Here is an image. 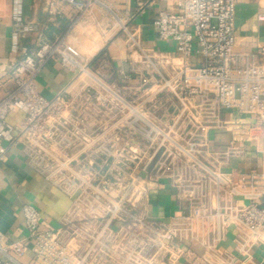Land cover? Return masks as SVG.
Returning a JSON list of instances; mask_svg holds the SVG:
<instances>
[{
	"label": "built area",
	"instance_id": "obj_1",
	"mask_svg": "<svg viewBox=\"0 0 264 264\" xmlns=\"http://www.w3.org/2000/svg\"><path fill=\"white\" fill-rule=\"evenodd\" d=\"M61 2L80 13L66 32L51 37L50 24L63 16ZM127 2L48 0L47 24L16 11L14 35L24 55L12 65L13 86L0 98V162L21 146L30 164L68 192L73 204L58 226L44 220L38 207L24 204L26 234L10 241L0 232V264H183L186 253L193 259L188 264H255L250 248L264 241V45L255 52L235 50L239 0H150L149 5H159V38L173 41L180 53L177 64L142 46L131 29ZM97 13L139 54L146 67L140 84L148 86L155 76L178 98L182 134L156 125L111 84L102 82L100 90L86 86L75 98L68 87L51 98L40 91L38 76L52 59L78 78L107 69L106 56L95 69L69 42L82 18ZM195 55L201 57L197 66L188 62ZM13 112L24 114L20 123L8 121ZM225 112L233 117L227 120ZM106 113L118 119L115 124L91 123L94 115ZM211 131L230 134L222 148H215ZM247 156L255 159L254 168L224 169L230 159ZM123 164L132 170H123ZM127 176L145 185L137 190L131 183V200L93 183ZM151 177L174 182L189 201L188 213L170 221L152 218L147 207ZM91 194L93 200L85 203ZM231 228L238 254L222 245ZM186 243H197L202 251L186 250ZM29 250L33 256L23 262Z\"/></svg>",
	"mask_w": 264,
	"mask_h": 264
},
{
	"label": "crops",
	"instance_id": "obj_2",
	"mask_svg": "<svg viewBox=\"0 0 264 264\" xmlns=\"http://www.w3.org/2000/svg\"><path fill=\"white\" fill-rule=\"evenodd\" d=\"M48 0H0V98L5 91L13 86L11 80L12 65L23 57L24 48L16 43L14 35L15 14L19 10L26 20L38 24L48 23L46 5ZM150 0H128L126 8L133 14L130 20L132 31L136 32L141 44L150 53L159 57H169L172 62L180 63L181 56L173 41H163L159 38L155 20L159 5H149ZM146 6L145 12L136 14V10ZM120 7H122L120 5ZM63 16L56 25L50 24V36L63 34L73 20L79 15V10L72 4L61 2ZM108 19L97 13L96 18L84 16L70 35L69 42L74 50L86 62H92L100 53L105 52L108 67L101 74L92 76L76 75L65 69L56 60H50L38 76L40 91L51 98L63 88L68 87L70 95L75 98L84 87L91 86L100 90L103 83L114 85L122 96L142 107L146 115L162 128L170 129L173 134H182V113L178 98L168 89H162L159 81L153 76L151 84H140L139 75L146 71L145 64L140 61L139 54L133 53L126 35L112 28ZM236 51H257L264 45V1L239 0L236 10ZM23 45L31 47L30 40H24ZM264 61V57H262ZM166 73H171L169 65L157 60ZM183 62V60H182ZM197 66L201 57L195 55L189 61ZM180 66V65H179ZM98 65L96 64L95 69ZM124 73L132 79L124 78ZM228 120L233 117L229 112L224 113ZM24 118L22 112H13L8 115V121L18 124ZM104 115H94L91 123L101 127L115 124L118 120ZM186 121V120H185ZM185 124L187 122H184ZM100 127V128H101ZM103 130V128L101 129ZM230 134L225 131H211L215 148H222ZM256 166L252 156L234 157L229 161L225 170H249ZM149 189L147 207L152 218L170 221L173 217H181L189 211V201L184 192L167 177H151L147 182ZM33 204L41 211L44 220L58 226L61 218L70 210L73 199L68 192L36 170L28 159L21 146L10 149L7 159L0 162V232L7 235L10 241L25 236L22 206ZM235 230L231 228L226 239L222 242L232 253H237V242L234 240ZM186 250L190 248L201 252L199 244L186 243ZM250 253L255 264H264V241L253 245ZM33 256L29 250L20 259L27 262ZM193 259L187 253L182 257L183 264Z\"/></svg>",
	"mask_w": 264,
	"mask_h": 264
},
{
	"label": "rangeland",
	"instance_id": "obj_3",
	"mask_svg": "<svg viewBox=\"0 0 264 264\" xmlns=\"http://www.w3.org/2000/svg\"><path fill=\"white\" fill-rule=\"evenodd\" d=\"M128 165V164H126ZM134 166V165H133ZM145 166L144 163H140L139 164V170H142L143 167ZM123 170L125 171H131L132 169L127 168V166H125V164H123L122 166ZM114 170V169H112ZM135 182V185L137 186V190L140 188H144V181L143 180H134L130 177H122L120 179H115L114 177L111 178H105V179H97V180H93V183L95 186H99L101 188H106L107 190H109V193L111 195V193L117 189L120 190V195L126 196V200H131V198L134 196V194L132 193L133 188L131 187V183ZM88 192L89 189L87 190ZM95 195L91 194L87 197V199H85V203H89L88 201H92L93 197Z\"/></svg>",
	"mask_w": 264,
	"mask_h": 264
},
{
	"label": "trees",
	"instance_id": "obj_4",
	"mask_svg": "<svg viewBox=\"0 0 264 264\" xmlns=\"http://www.w3.org/2000/svg\"><path fill=\"white\" fill-rule=\"evenodd\" d=\"M105 56V52L100 53L92 62V66L96 64Z\"/></svg>",
	"mask_w": 264,
	"mask_h": 264
}]
</instances>
